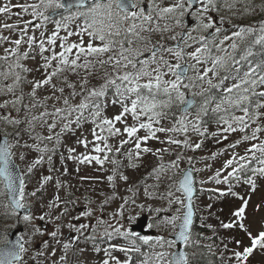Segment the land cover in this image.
Masks as SVG:
<instances>
[{
	"label": "snow or ice",
	"instance_id": "6c2138e0",
	"mask_svg": "<svg viewBox=\"0 0 264 264\" xmlns=\"http://www.w3.org/2000/svg\"><path fill=\"white\" fill-rule=\"evenodd\" d=\"M199 2L200 7L189 12L193 0H170L167 4L165 0H148L146 6L145 0H0V17L6 19L0 23V123L12 128L11 132L0 130L4 137L0 142V217L15 218L17 224L32 228L27 238L21 235L10 241L5 236L0 243V264H41L40 258L44 264L49 258L51 264H86L81 257L89 252L103 253L98 264H199L196 249L203 248L215 256V245L202 244L192 233L193 171L200 170H180L179 154L165 163L169 148L148 146L154 140L200 149L202 141L192 143L189 133L205 137V118L210 113L219 126L211 134L218 143L229 134H240L227 145L230 154L224 153L227 158L208 177L216 185H229L227 192L240 201L226 221L217 217L219 227L229 230L221 241L219 264H250L256 252L264 253V223L253 228L246 212L249 200L232 190L233 181L255 189V178L264 177V21L258 27L241 26L220 38L222 28L213 14L221 8L237 7V0ZM257 7L264 11V5L247 0L244 12ZM186 15L194 17L195 27L180 34L182 43L168 46L163 42L165 34L181 26ZM223 20L219 17L220 24ZM209 30H214L211 40L203 34L198 38L192 35ZM156 34L160 39L154 40ZM167 39L176 40L177 36ZM257 47L258 53L253 51ZM188 48L193 50L186 51ZM196 88L200 90L193 91ZM112 108L119 110L109 114ZM158 134H165L164 139ZM73 137L74 146H66ZM65 146L67 156L59 155L60 171L53 157ZM239 146H243V154L236 151ZM30 152L38 154L35 159L29 160ZM148 154L157 161L149 173L157 181L152 187L158 188L167 179V190L160 198L178 206L174 214L149 225L162 229L160 234L140 235L120 222L126 205L135 204L134 199L125 197L112 214V222L95 216V224L69 223V235L63 236L61 218L69 214L67 205L76 202L61 198L59 192L66 184L52 173L68 175L65 160L78 166L95 164L99 170L111 164L106 179L115 189L117 177L125 182L129 179L121 171L124 165L118 157L136 168ZM220 154L213 152L210 158L215 160ZM17 157L28 161L26 170H20ZM193 159L188 156V163ZM45 163L49 174L42 175L29 190L34 172ZM53 181L56 194L41 205L42 214L37 217L33 204ZM209 191L225 194L219 188ZM144 195L152 197L154 193L145 188ZM111 199L105 198L101 211ZM212 207L207 205L209 210ZM93 216V208L86 207L74 219ZM36 219L54 223L55 230L48 232L45 226L35 225ZM207 227L215 235L216 229L211 224ZM37 236H50L52 243L42 239L36 248ZM105 241L116 242L101 248ZM115 252L123 253V258Z\"/></svg>",
	"mask_w": 264,
	"mask_h": 264
},
{
	"label": "rangeland",
	"instance_id": "374dc122",
	"mask_svg": "<svg viewBox=\"0 0 264 264\" xmlns=\"http://www.w3.org/2000/svg\"><path fill=\"white\" fill-rule=\"evenodd\" d=\"M23 0H13V3H20ZM31 2V0H29ZM170 0H165V4L169 3ZM229 3L232 0H228ZM247 0H237V7L235 8H221L218 13H214V17L216 19V23L218 26L222 28L219 37L222 38L223 35L231 33V31L238 30L241 26H256L258 27L260 22L264 21V11H261L259 7L255 9V11H251L248 13L244 12L245 4ZM253 3L256 5H264V0H253ZM200 7V3L194 9V11ZM219 17H223V23L220 24ZM30 18V17H29ZM57 19V18H56ZM192 20L194 17L192 16ZM6 22L4 17H0V23ZM7 22H14L13 20H7ZM53 26L49 25V29L51 30ZM187 25L182 27L176 26L172 32L166 33L165 38L176 35V40H164L163 42L166 43L168 46H173L172 43L176 42L180 34H182V29L186 28ZM195 27V21L192 22V27H188L187 29H191ZM214 30H209L208 32H201V31H194L192 35L194 37H199V35H206L209 39H212ZM7 34V33H5ZM63 35V33H61ZM164 38V39H165ZM70 39L75 40V37H71ZM160 39L159 34H156L154 40ZM192 43V41H188ZM218 42V40H217ZM182 43V41H181ZM198 45H193V47ZM193 48H188L186 51H192ZM147 55V54H146ZM192 63V61H188ZM193 73L189 72V75ZM31 79V76L29 77ZM95 82V81H94ZM206 86V85H205ZM199 88L193 89V91H199ZM25 91H28L26 88ZM46 93H42L44 95ZM191 92L188 93V95ZM3 98H0V102H2ZM199 99V98H197ZM118 108L109 109V114L112 112L118 111ZM207 123L205 127L207 128V133L205 137H200L196 134L189 133V139L192 143H199L202 141V147L193 151L191 148H184L183 146L177 147L175 145H168V144H161L159 141H149L148 146L155 148H169V152L164 154V162L167 163L168 161L175 159V155L179 154L182 158L180 161V170H183L188 165H192L195 169H199L200 171H195L196 173V183L198 184V191L194 198L196 209L200 211L202 214L207 213V204L210 202L207 189L209 188H219L220 190L225 189L228 185L221 184L216 185L214 182L208 181V177L213 174V172L220 166V163L226 159L225 152L230 154V150L227 149V145L234 142L236 139L239 138V133L229 134L227 140H221L219 143L217 142V138L213 137L211 134L216 133L218 131V125L216 123V118L213 114H209L208 117L205 118ZM167 126L171 125V121L165 122ZM0 130L11 132L12 128L10 126H5L4 124L0 123ZM84 134H88V126H85L83 129ZM143 134V132L141 133ZM80 135L77 132V136ZM160 135L161 139H164L165 134H158ZM177 138L183 139V136H179ZM89 139L91 137L89 136ZM75 138H70L67 140L66 146H74ZM31 142V141H30ZM66 146L61 147L58 153L53 157V163L55 168L62 171L61 168V161L59 158L60 153H63L67 156ZM51 147V145H49ZM78 152L83 151L82 148L77 149ZM237 152L243 154V146H239L236 149ZM213 152L221 153L215 160L211 159V154ZM38 154L35 152L29 153V160L35 159ZM192 156L194 157L191 164L188 163L187 157ZM205 157H209L208 159H204ZM121 159L122 164L124 165L121 168V171L124 175L129 177L128 181L120 180L118 177L115 181V189H113L112 185L107 181V175L111 174V164H106L103 170H99V166L93 165H77L72 160H65L63 163L66 164L68 168V175H60V172L52 173L55 177H58L66 184L65 188H62L59 192V195L62 199H69L74 200L76 203L68 204L67 207L69 209V214H66L61 218V223L64 225L62 227L61 232L63 236L69 235V229L67 225L69 223L76 224L77 226L80 223L85 224H95V216H100L109 222H112L111 217L112 214L115 213L121 204L124 203L123 198H128L129 200L134 199L135 204L128 203L124 208V218L120 221L125 225V227H130L133 222L137 220V218L142 214L147 212L150 216V223L149 225H155L158 223V218H163L166 216H170L176 212L177 205H169L167 199H161L159 194L165 193L168 187L167 179L163 180V183H160L158 188H153L152 185L156 184L157 181L155 177H149V173L152 171V168L155 167L157 161L154 156L151 154L144 155L139 164L136 168H132L128 166V161L123 157H118ZM16 160L20 163L22 170H26V164L28 161H20L17 157ZM210 164L212 167L210 169H206L205 165ZM79 167V171L77 172L76 169ZM48 172V165L45 163L43 166L39 167L33 174L32 179L29 183V190L37 186V181L42 175H47ZM81 177H85V179H81ZM259 182L256 184L255 189H246L243 191L242 194L239 193V196L245 197V199L249 200V206L246 209L248 221L252 223L253 228H258L260 223H264V177H256ZM179 179V177H177ZM201 181H205V183H201ZM145 188H148L149 191L153 192L154 195L152 197H148L144 195ZM204 189V191H201ZM56 194L54 181L50 182L46 186V190L43 192L42 196H40L39 201L34 202L33 204V213L35 216L39 217L42 214L41 205L46 204L51 198ZM39 195V194H38ZM177 196L181 195L180 193H176ZM107 197H112V199L103 206V211L100 210V206ZM87 200H91L92 203L89 205L87 204ZM239 199L236 197L235 199L231 200L228 203L226 209H229L226 214L224 215L225 220L230 216V210H235V207L239 204ZM63 207V205H62ZM86 207H92L94 210V216L91 218L88 217H81L80 220L74 219V217L79 216V213L85 210ZM43 211H47L46 208ZM0 212H2V207H0ZM22 214V213H21ZM128 217H132V220L129 221ZM33 223L37 226H45L48 232L55 230V224L49 221H40L36 219ZM21 223L17 224L15 218H8L4 219L0 217V238L3 236V232L6 230L7 227L11 226L9 229H12L16 226H20ZM149 227V226H148ZM153 230V234L147 235H157L160 234L163 230L158 229L156 227H149ZM221 229V234L223 239L227 237L229 230ZM32 228L30 225H26V230L22 233V235L27 238V236L31 235ZM102 231V227L98 229V232ZM213 235V232L210 233L209 236ZM193 236H199L201 242L207 240L208 235H204L201 232H193ZM42 239H48L50 243H52L50 236L39 237L35 238L36 240V248H39L41 245ZM3 242V240H2ZM116 241H105L104 243L100 244L101 248L107 247L108 243H112ZM81 246H83V241H81ZM89 248L92 247L91 244L88 245ZM231 247V245H230ZM147 251V247L143 249ZM35 254V251L32 252ZM60 253H57L56 259L58 260ZM71 256V253L69 254ZM114 255H117L123 258V253L115 252ZM103 258V253H85L84 257L81 259L86 261V264H98V261ZM41 259V264H44L43 258ZM31 264V261H30ZM48 264H51V258L48 260ZM75 264V261H73ZM250 264H264V253L256 252L252 258H250Z\"/></svg>",
	"mask_w": 264,
	"mask_h": 264
},
{
	"label": "trees",
	"instance_id": "16d2710c",
	"mask_svg": "<svg viewBox=\"0 0 264 264\" xmlns=\"http://www.w3.org/2000/svg\"><path fill=\"white\" fill-rule=\"evenodd\" d=\"M254 52H259V48L257 47L256 49L253 50ZM261 57L257 56V59ZM256 179V184L259 182L257 178ZM229 185L221 190L225 194L223 196L220 195L219 192L216 191H209V189H216V188H209L207 189V193L210 199V202L208 204H212L213 207L211 210L208 208V212L202 214L200 211L197 213V219L196 222L194 223L193 226V232H201L204 235H208L207 240L201 242L204 245H210L213 244L215 245L213 247V252L215 253V256L211 255L208 253L207 248L203 249H196L198 255H197V260L199 264H219V259H220V253L223 252V244L221 243L223 239V236L221 234V229L219 227V220H225L224 215L229 209H226L228 206V203H230L231 200L235 199L236 197H233L230 193L227 192ZM251 187L248 185L244 184H236L233 181V188L232 190L237 192L238 194H242L243 191ZM207 204V205H208ZM3 211V208H2ZM211 211L212 215H209V212ZM219 217V220L217 219ZM226 221V220H225ZM211 224L214 229H216V233L214 235H210V233L213 232L212 229L208 228L207 225Z\"/></svg>",
	"mask_w": 264,
	"mask_h": 264
},
{
	"label": "water",
	"instance_id": "95a60500",
	"mask_svg": "<svg viewBox=\"0 0 264 264\" xmlns=\"http://www.w3.org/2000/svg\"><path fill=\"white\" fill-rule=\"evenodd\" d=\"M193 3H194V6H196L198 4V0H193ZM188 98H191V96H188ZM3 139H4V137L2 135H0V142H2ZM15 162H16V160H15ZM16 164H18V163L16 162ZM19 168H20V165H19ZM187 169H193V167L188 166L185 170H187ZM20 170H21V168H20ZM193 176H194V187H195V194H196L197 185H196V175H195L194 171H193ZM194 205H195V203H194ZM195 217H196V207H194L193 225H194ZM147 223H148V215L143 214L141 217L138 218L137 222L132 224L131 230L137 231L140 235H144V234L148 233V230L146 229ZM193 225H192V228H193ZM21 230H23V228H14V229L10 230L8 240H10V241L16 240L20 236L19 231H21Z\"/></svg>",
	"mask_w": 264,
	"mask_h": 264
},
{
	"label": "flooded vegetation",
	"instance_id": "af4514ba",
	"mask_svg": "<svg viewBox=\"0 0 264 264\" xmlns=\"http://www.w3.org/2000/svg\"><path fill=\"white\" fill-rule=\"evenodd\" d=\"M147 2H148V0H145V6L147 5ZM193 5H194V3H193ZM193 5H192V9L190 10V12H193L194 9L198 6L197 5V6L194 7ZM29 264H30V262H29Z\"/></svg>",
	"mask_w": 264,
	"mask_h": 264
}]
</instances>
